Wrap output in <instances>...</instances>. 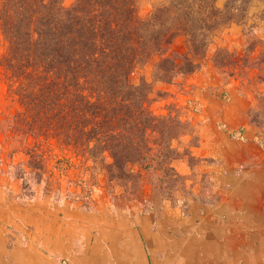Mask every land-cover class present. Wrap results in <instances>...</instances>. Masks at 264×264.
I'll list each match as a JSON object with an SVG mask.
<instances>
[{
	"label": "trees",
	"instance_id": "obj_1",
	"mask_svg": "<svg viewBox=\"0 0 264 264\" xmlns=\"http://www.w3.org/2000/svg\"><path fill=\"white\" fill-rule=\"evenodd\" d=\"M260 5L264 0H0V74L16 105L0 133L13 153L24 148L35 160L36 186L51 172L47 159L61 155L55 170L75 168L73 157L92 162L84 171L103 174L119 205L151 201L147 188L169 193L182 178L174 143L195 132L178 103L153 111V102L174 99L168 92L155 98L154 85L200 70L213 40L245 25ZM232 55L219 49L215 66L224 73ZM146 65L153 81L135 85L133 74ZM26 174L16 176L24 189L32 185ZM83 184L90 201L98 185Z\"/></svg>",
	"mask_w": 264,
	"mask_h": 264
},
{
	"label": "rangeland",
	"instance_id": "obj_2",
	"mask_svg": "<svg viewBox=\"0 0 264 264\" xmlns=\"http://www.w3.org/2000/svg\"><path fill=\"white\" fill-rule=\"evenodd\" d=\"M149 8L150 3L143 1L141 11L146 12ZM221 48L233 54L224 73L213 60ZM238 58L239 62L233 63ZM209 71H215L222 83H234L242 95L247 96L249 123L207 124L197 120L202 107L201 97L208 88L220 89L209 74L202 78L201 75ZM143 79L153 81L151 65L140 67L132 76L135 85ZM7 89L6 80L0 74V121L8 119L16 108ZM154 89L155 98L158 92H168L174 99L153 102V111L165 113L164 107L168 103H178L184 115L192 120L195 132V137L186 136L174 143L182 156L174 164L182 178L169 193L147 188L146 194L151 201L119 205L109 193L103 174L84 171L92 166V162L73 157L71 161L75 168L65 173L55 170L61 155L47 159L51 172L44 174L43 182L36 186L35 169L30 164L31 161L34 165L35 160L25 155L24 148L18 147L13 153L15 145L8 141L6 133H0V217H4L3 212L8 217L16 216L20 210L35 213L37 206L45 203L53 208L80 209L96 217L146 216L150 218L153 230L164 229L168 243L174 244L181 238L185 242L193 237L198 242L209 241V245H225L224 251L221 249L218 254L223 253L224 257L225 252L235 250L231 246L248 250L247 237L264 231V6L252 9L245 25H232L216 37L200 70L178 78L173 84H156ZM225 94H221L224 101L227 100ZM6 125L0 123L1 129ZM55 154H60L58 149ZM20 165L22 167L18 169L10 168ZM23 172L27 173L26 183L32 184L26 189L23 188L24 181L16 177L17 173L23 175ZM91 179L98 186L93 189L90 201H86L88 189L83 182ZM241 190L245 194L239 192ZM249 190L252 192L248 195ZM116 192L122 193L121 190ZM246 195L247 199L244 198ZM77 197L79 200L75 201ZM247 223L252 227H247ZM204 243L198 247L207 252L210 246ZM234 260L237 259L228 260L229 264Z\"/></svg>",
	"mask_w": 264,
	"mask_h": 264
},
{
	"label": "crops",
	"instance_id": "obj_3",
	"mask_svg": "<svg viewBox=\"0 0 264 264\" xmlns=\"http://www.w3.org/2000/svg\"><path fill=\"white\" fill-rule=\"evenodd\" d=\"M208 74L220 89L208 88L201 97L197 120L207 124L249 123L247 96L234 83H222L215 71L201 76ZM3 213L0 264H191L182 256L183 238L168 243L164 229L153 230L146 216L96 217L46 203L37 206L35 213L20 210L12 217Z\"/></svg>",
	"mask_w": 264,
	"mask_h": 264
},
{
	"label": "bare ground",
	"instance_id": "obj_4",
	"mask_svg": "<svg viewBox=\"0 0 264 264\" xmlns=\"http://www.w3.org/2000/svg\"><path fill=\"white\" fill-rule=\"evenodd\" d=\"M253 187V186H251ZM239 192H243V194H245L244 191H239ZM252 191H248V195L251 193ZM242 194V193H241ZM248 195H246L244 198H246ZM247 199V198H246ZM258 225V224H257ZM247 227L251 228L252 226L249 225V223H247L246 225ZM231 231V229H230ZM254 232V231H253ZM262 232V233H261ZM250 234H248L249 236ZM216 241V239H215ZM247 248L248 250L243 251L239 248H235V246H231L233 249V251L230 252H225V257L222 256L223 253L219 254V251H222L221 249L226 248V246H215V245H209V241L205 242L204 241H199L196 239H188L186 242L183 243V252L185 253H181L183 258L187 259L188 261L190 260L191 264H229L230 262L228 260H232V259H237L233 261V264H240L239 261H244L246 264H259V262L264 264V231L261 230L259 232H254L253 234H251L250 237H247ZM178 243V242H176ZM206 244L208 246H210V250L209 251H205L201 249V247H198V244ZM212 244V243H211ZM178 245V244H177ZM199 245V246H200ZM175 246V245H174ZM180 246V245H179ZM204 247V246H203ZM206 247V246H205ZM174 248V247H173ZM182 248V249H183ZM208 248V247H207ZM198 250L201 251L198 255L196 252ZM218 251V252H214ZM185 260V261H187ZM187 264H189L188 262H186ZM185 263V264H186Z\"/></svg>",
	"mask_w": 264,
	"mask_h": 264
}]
</instances>
